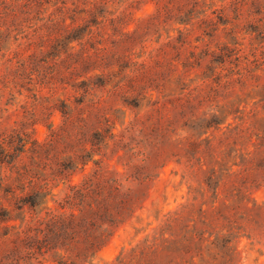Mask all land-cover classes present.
<instances>
[{
    "label": "rangeland",
    "instance_id": "rangeland-1",
    "mask_svg": "<svg viewBox=\"0 0 264 264\" xmlns=\"http://www.w3.org/2000/svg\"><path fill=\"white\" fill-rule=\"evenodd\" d=\"M77 27L82 59L64 39ZM9 145L0 264H264V0H0ZM97 168L144 197L83 262L64 232L73 216L82 239L98 211L74 192Z\"/></svg>",
    "mask_w": 264,
    "mask_h": 264
},
{
    "label": "trees",
    "instance_id": "trees-1",
    "mask_svg": "<svg viewBox=\"0 0 264 264\" xmlns=\"http://www.w3.org/2000/svg\"><path fill=\"white\" fill-rule=\"evenodd\" d=\"M74 20L71 21L73 23ZM81 30V27L73 28L69 32V36H65L64 39L67 40V44H71L73 41L77 42V45H80L79 53H75V55L80 56L78 59H82L81 57L86 56V52L84 51V48L82 46V43L80 40H82V37L78 36V34H75L73 32ZM87 34H91V32H88ZM122 34V33H121ZM91 36V35H90ZM75 45H70L69 50L71 52H74ZM97 49V48H96ZM98 50V49H97ZM72 54V53H70ZM77 60L74 61V63H77ZM95 69V68H94ZM98 85H103L102 82H100ZM122 86V85H121ZM120 87V86H119ZM86 93L87 90H84ZM109 130L103 129L100 130V128L95 129L92 133L93 139L98 140L99 143L107 144L108 140H106V135H102L104 132H107ZM206 133V132H205ZM112 137L114 136L113 133ZM110 137V138H112ZM207 137V136H206ZM90 145L92 147H95L98 142H93V140L89 141ZM24 146V144H23ZM197 143L196 142H189V149L194 150L196 149ZM262 147V146H261ZM0 156L1 157H10V145L6 147L0 146ZM85 150V149H84ZM245 158L246 163H249L252 159V151L247 149L245 151ZM85 157L83 165L86 164V162L90 161L93 157L91 152L85 150V154L82 156ZM186 162H190L191 158L184 155ZM83 159V158H82ZM158 162L153 167H157ZM95 165L98 167L97 162H95ZM243 166V164H238L236 162L231 164V167L229 168L231 173H234L233 166ZM246 171V170H245ZM145 179H147V176H145ZM209 188H211L209 183H206ZM77 187V188H76ZM74 190L75 193L81 195L83 199L87 200L84 201V204L87 208L93 209L95 207V204L92 206V202L89 200L93 198L91 195L93 192L96 193V207H98V215L97 212L91 211L88 213V217L85 218L84 224L81 226L82 230H84V235L82 239L74 240L75 236H71L74 234H77L76 227H78V224L74 222L73 216L70 219V222L67 226L66 231L64 232L65 235L70 234L69 237H67L68 243L65 244V250L70 252L71 255L75 256L78 259H82L83 262L91 261L92 258L95 256V254L106 244L108 238L110 237L112 233L111 226L114 225L117 226V224L121 223L124 220L125 215H131L135 208L138 206L140 202H142L144 193H136L134 195L131 194H125V192L122 191V182L116 178H105L104 174H102L99 170V168L95 169L92 174L85 177L83 181L80 183L79 186L75 185ZM214 192L216 193L218 186L216 185L214 188H212ZM191 192V190H190ZM238 193H241V191H238ZM39 194L36 196L29 195L26 198H22L23 204H29L30 206H35L38 204L37 198H39ZM37 197V198H35ZM195 197L192 196V200H194ZM245 200V202H244ZM242 202L247 205L248 201L246 199V191H242ZM92 215H95L98 220H100V224L96 225L94 218L91 217ZM73 242V243H72ZM48 245V242L46 241H40L36 240L35 243L31 245V250L27 252V254L36 253L38 251H41V249ZM64 245V244H62ZM77 245V246H75ZM26 258V257H25ZM59 264H74L73 262L66 263V262H58ZM91 264V263H90Z\"/></svg>",
    "mask_w": 264,
    "mask_h": 264
}]
</instances>
